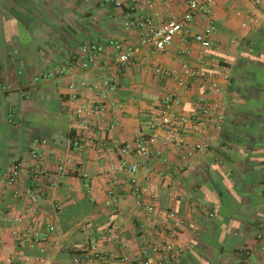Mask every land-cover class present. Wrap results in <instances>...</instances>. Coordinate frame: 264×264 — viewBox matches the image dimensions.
I'll list each match as a JSON object with an SVG mask.
<instances>
[{
  "label": "crops",
  "instance_id": "1",
  "mask_svg": "<svg viewBox=\"0 0 264 264\" xmlns=\"http://www.w3.org/2000/svg\"><path fill=\"white\" fill-rule=\"evenodd\" d=\"M118 1L140 6L146 0ZM153 1L161 20L187 11L186 0H168V9ZM210 9V55L229 74L223 95L211 96L223 106V130L209 151L192 160L160 146L157 158L141 162L138 187L187 224L178 239L183 256L165 264H264V0L260 6L255 0H211ZM124 10L103 0H0V83L11 88L0 92L1 263L44 247L49 264H74L78 256L82 264H134L146 239L165 238L158 220L149 221L136 207L118 150L147 126L166 93L178 94L190 110L197 85L190 81L187 90L142 68H127L109 96L119 106L110 109L112 130L82 125L73 113L72 95L89 101L83 84L106 80L114 59L107 49L101 68H77L84 42L123 40L140 52L138 32L123 26ZM251 18L257 24L242 28ZM206 26L196 18L190 37L179 35L156 63L197 66L200 48L191 37ZM38 72L56 77L36 82ZM15 164L21 165V180L9 186L6 177ZM113 226L118 241L107 235ZM92 243L107 253L106 263L89 257ZM246 248L252 249L249 256L243 255ZM151 260L159 264V256Z\"/></svg>",
  "mask_w": 264,
  "mask_h": 264
},
{
  "label": "built area",
  "instance_id": "2",
  "mask_svg": "<svg viewBox=\"0 0 264 264\" xmlns=\"http://www.w3.org/2000/svg\"><path fill=\"white\" fill-rule=\"evenodd\" d=\"M103 2L120 8L124 7L125 10L121 16L123 26L127 31L138 32L140 52L123 40L115 39L84 42L81 45L75 64L83 71L101 68L107 49L112 50L114 59L110 66L111 75L106 80L91 85L83 84L82 92H88L91 95L89 101L84 102L78 99L80 93L72 95L73 113L78 122L82 125L94 124L105 130H112L109 122L110 109H118L119 106L110 103L109 96L120 87L119 75L127 68H142L145 73L151 72L159 80L171 79L179 88L187 90L191 87L190 81H193L199 92L198 99L190 110L182 107L178 94L166 93L156 103L153 117L147 126L139 128L135 140L130 144L122 145L118 150L121 166L131 175V185L136 191V207L144 209L149 221L158 220L156 225L161 229L158 234L165 236L152 242L146 239V245L141 250V260L134 264H152L153 255L159 256V264L176 262L183 256L184 249L178 243V239L186 230L187 224L178 214L163 212L158 208L155 196L148 189L139 190L136 176L140 171L141 162H147L159 156L160 146L173 148L183 159L192 160L209 151L217 135L223 130L225 119L223 106L218 99H213L211 96L223 95V83L229 81V74L224 62L210 55L215 47L212 40L215 27L210 18L211 0H186L187 11L180 18L173 16L168 20L158 18L156 2L153 0H146L140 6L138 2L129 5V1L123 3L118 0H103ZM158 2L163 9L169 8L168 0H158ZM255 3L260 6L263 0H255ZM198 17L207 22V26L201 32L191 37L192 43L200 48L198 65L183 64L176 69L157 64L158 57L171 48L179 35L190 37V30ZM257 22L253 18L245 20L242 22V28L254 26ZM190 53V49H187V54ZM151 60H154L156 64L151 65ZM55 77L56 74L53 72H38L35 80L39 82ZM9 89H11L10 86L0 83V92ZM76 145L79 143L77 142ZM130 158L136 161L131 162ZM20 180L21 165L15 164L7 174L5 183L16 186ZM15 196L18 197V194ZM50 231H54L52 225ZM107 235L116 241L119 240L118 229L114 226L108 230ZM37 236V233L33 234V237L37 238ZM262 238V235L257 236L258 240ZM37 249V255L20 253L7 257L0 264H49L46 249L44 247ZM251 250V248L244 249L243 255L249 256ZM87 253L90 258L100 263L107 261V253L96 243L90 245ZM82 263L83 259L79 256L74 259V264Z\"/></svg>",
  "mask_w": 264,
  "mask_h": 264
}]
</instances>
